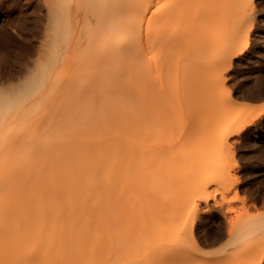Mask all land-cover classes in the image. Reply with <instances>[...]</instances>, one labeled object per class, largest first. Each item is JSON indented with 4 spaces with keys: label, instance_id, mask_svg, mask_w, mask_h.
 Segmentation results:
<instances>
[{
    "label": "bare ground",
    "instance_id": "6f19581e",
    "mask_svg": "<svg viewBox=\"0 0 264 264\" xmlns=\"http://www.w3.org/2000/svg\"><path fill=\"white\" fill-rule=\"evenodd\" d=\"M25 1L44 6L47 23L44 37L27 24L43 37L33 58H0V264H244L257 253L262 264L264 212L232 208L238 189L226 178L237 165L228 140L245 129L264 138V122H252L263 107L227 83L262 53L249 46L251 0L185 15V0ZM206 11L237 17L206 28ZM51 93L58 125L28 123ZM160 146L196 159L170 174ZM213 212L223 219L210 240Z\"/></svg>",
    "mask_w": 264,
    "mask_h": 264
},
{
    "label": "rangeland",
    "instance_id": "374dc122",
    "mask_svg": "<svg viewBox=\"0 0 264 264\" xmlns=\"http://www.w3.org/2000/svg\"><path fill=\"white\" fill-rule=\"evenodd\" d=\"M2 1L3 0H0V5L2 4V6H0V40H1L0 42L5 44L6 48L0 49V55H1L0 58H1V61L4 62L3 64L6 65V64H9V62H11V59H12L11 55H16V54L19 55L20 54L19 56L16 55V57L13 56V60L11 62L13 65V61L16 59H19V60H17V62L14 61L15 64L21 62V60L23 58L20 56L26 55V54H24V52L27 54L28 53L30 54L29 55L30 59L36 55L34 53L35 51L33 52V49L35 48V46H36V48L39 46L36 44H40L39 42L40 41L42 42V39L44 37V30L45 29L43 27H45V25L47 23V20H45V18H44V17H46V14H45V16L43 14V13H45V11L43 10L44 6L41 8H39V6H36V7L31 6L32 7L31 8L30 7L31 4L29 5L28 2H26L25 0H24L25 2L23 0H21L24 3H21V1L12 2L13 0H4L3 2ZM6 1H9V2H6ZM185 1H187L188 3L184 4V6H185L184 15L193 11L196 7L202 5L203 3H205V4L209 3L211 0H185ZM4 2H6V3H4ZM11 3H13V4H11ZM15 3H17V4H15ZM12 5H14V6H12ZM22 5H24V6L27 5V6H26V8L23 6L25 8L24 9L22 7ZM20 6L22 7L21 9H23V11H24V16L22 15L23 17L20 16V13H19V16L22 18H19L18 14H17L18 9H20ZM6 7L8 9H11L12 12H9ZM11 7H13V8H11ZM30 8H31V13L33 12V14L30 13ZM26 12H27V15L29 16V18H27L28 16L25 15ZM13 13L16 14V15L14 14L16 17L13 16ZM218 14H219L218 11H215V12L206 11L204 13L205 17L201 21L202 26H205L207 28L210 26L212 27L213 25H220L224 29L232 23L233 19H236L235 17H237V15L234 14V11L233 12H227L226 14H224V16L222 18H220ZM30 15H31V17H30ZM25 16L27 19L24 18ZM246 16H247L246 17V24L249 25V26H246L247 30L249 27L252 28V30L250 28V31H249V34H250V45L249 46H251V47L255 46L256 48H259L261 46L260 49H261L262 53L260 52L261 54H258L255 57V60L256 59H258V60L255 61L256 63L253 64L254 66H252V68H251L252 70L250 69V71L247 70L244 72V71L240 70L237 65H234L230 71L231 77H229V79H228V81L233 80V81H231L232 84L230 81L229 82L227 81V83L230 86L232 85L231 87H232L234 93L239 97V99L241 101H243L245 103H249V104H254L255 106L257 105L259 108L261 106L263 107V112L261 114V117L260 118L258 117L256 120L254 119V121H252V122L253 123H256V121L264 122V80L262 79V78H264V56H263V54H264V0H251L250 9L247 11ZM30 18H31V20H30ZM34 18H36V19L40 18L39 20L37 19L38 23H36L37 20ZM28 19H29V21H28ZM23 20L25 21V23ZM40 21L44 24V26L41 25L42 23ZM77 21L74 22V25H75V23H76V25L78 23L79 26L78 25L77 26L81 27V24H82L81 18H78ZM176 22L177 21H174L173 23H176ZM22 23H24V25ZM27 24H29L30 26L33 24L38 26L37 29L38 28L40 29V30L38 29V31H39V33H41V35L43 34L42 35L43 37L39 33H37L38 32L37 29H35L36 30V32H35V30L34 29L31 30L30 26ZM35 25H33L32 28L33 27L36 28ZM18 26H20V27H18ZM220 26H218L219 29H221ZM27 27H29V29H27ZM32 33H35V34H32ZM4 38H6V39H4ZM28 38L30 40L32 39L31 42L33 45L35 43L34 46H31L32 48L30 46L28 47V45L30 44L29 43L30 41H28ZM251 39H252V41H251ZM24 43H26V45ZM32 44H30V45H32ZM11 47H13V48H11ZM14 48H15V50H14ZM28 48L30 50L32 49V51L28 52L29 51ZM22 49H23V51H22ZM1 50H3V51L1 52ZM64 51H66V50H64V48H63V54L66 53V56L64 55V59L67 60L69 55H68L67 51L66 52H64ZM13 53H16V54H13ZM32 53H34V54H32ZM31 54H32V57H31ZM3 55L7 60L3 58ZM6 56L8 58H10V61ZM2 59L6 60V61H3ZM24 60H25V58L23 59V61ZM18 61H20V62H18ZM257 61H259V62H257ZM73 64L74 63L72 61V65ZM255 65H256V67H255ZM234 69L236 70V72ZM249 72H250V74L252 72L254 74L250 75ZM242 73L243 74L246 73L245 76L247 75L250 77L247 78ZM239 74H240V76H239ZM234 75H235V77H233ZM241 77H243V79ZM238 78H240L242 80H240ZM260 80H262V81H260ZM249 81H251V82H249ZM252 82L254 85L252 84ZM51 94H49L47 96V98L45 97L48 100L44 101L46 103H44L45 104L44 107L41 108L42 110L37 109L35 111V114H33L34 113L33 112L30 115V117L32 116L31 118L27 117L28 123H30L31 119L35 118L36 121H38V123L41 124V123H43L42 118H41L42 116L44 119H45V117L47 118V120L43 119L45 123H46V121H48V122L52 121V120L49 121L48 118L49 117L54 118V117H52V116H55V115H53V113L54 112L57 113L54 108L58 107V105H56L55 103H58L60 106V97L55 96L54 94H52V95ZM54 96L56 97L55 100H54ZM53 106H56V107H53ZM58 108H57V110H58ZM43 109H44V111H43ZM37 112H39V113H37ZM39 115H41V117ZM35 116H38V119ZM39 117L41 119L40 121H39ZM53 122L54 123L50 122L51 123L50 126H47L49 130H52L53 128H55L59 123L57 121L56 122L53 121ZM45 123H43V124H45ZM247 131H248V129H245L239 135H235L234 136L235 138L232 136L228 140V144L230 147L228 155L235 157L237 165L232 170H230L226 173V176H227L226 178L228 180H233V182H235L233 184L236 185V187L238 189V193H237V196H235V197H231V198L228 197L227 201H229L232 208H236V209L241 208L244 204L245 205L248 204L247 206L250 207V212H253L252 213L253 215H254V213H256L258 215V214H262L264 212V202L259 201V200L264 201V198H262L263 197L262 195H264V138L261 140H257L251 135V133L249 131L248 132ZM245 132H247V133H245ZM247 134L248 135L250 134L249 135L250 137ZM246 138H247V140H246ZM247 144H249V145H247ZM249 146L255 147V148L251 147L253 149V151H255V153H256V154L254 153L255 155H259L260 152H263V153L262 154L260 153L259 156H255L253 154L252 149ZM258 150H260V151H258ZM40 152H43V150H41ZM248 152L250 154L252 153L251 155H253V156H251ZM257 152H258V154H257ZM156 156L159 159V162H158L159 170L166 169L167 171H169L170 174L177 173L179 168L181 169L182 167H185L188 163H190L192 161V159H196L195 149H188V150L182 149V150H177L176 152H174V151H171L168 147H164V146L158 147V149L156 151ZM209 168L210 167L203 168L201 171H199V173L201 174V172H204L205 170H207ZM216 196H217V198H219L220 192H216ZM230 196H233V193H231ZM256 197H258L259 199ZM253 200H255V203H253L254 202ZM261 203H263V204H261ZM226 204H227V202L224 203V205H226ZM249 204H250V206H249ZM254 204H256L255 207H257V209L254 207ZM251 207L252 208L254 207L255 209L254 208L252 209ZM213 213H215V212H213ZM216 213L214 215L212 214V216H211V219L213 218L214 223L216 222L215 224L212 223L213 225H211V226L215 227L214 231H211L206 235L207 237L211 236L210 238H207L210 240L215 238L217 236V234L219 233V230L217 229V225H221L222 219H223L221 217L220 213H217V214ZM219 216H220V218H219ZM217 217L219 220L217 219ZM217 221H219V222L217 223ZM220 221H221V223H220ZM205 243H207V242H205ZM207 246H209V245H207ZM258 256H259V254L257 253L255 255H253V257L251 256V257L247 258L246 262L244 264H254V262L258 259L257 258ZM261 263L264 264V255L262 256Z\"/></svg>",
    "mask_w": 264,
    "mask_h": 264
}]
</instances>
